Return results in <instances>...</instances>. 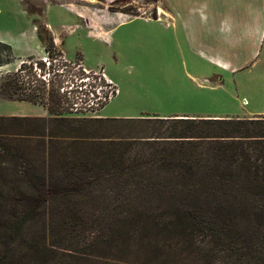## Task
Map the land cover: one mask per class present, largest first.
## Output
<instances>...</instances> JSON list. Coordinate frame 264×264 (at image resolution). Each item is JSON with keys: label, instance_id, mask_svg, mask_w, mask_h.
I'll return each instance as SVG.
<instances>
[{"label": "trees", "instance_id": "obj_1", "mask_svg": "<svg viewBox=\"0 0 264 264\" xmlns=\"http://www.w3.org/2000/svg\"><path fill=\"white\" fill-rule=\"evenodd\" d=\"M38 37L47 52L54 48L51 34ZM11 62V46L0 41V66ZM0 93L33 103L42 99L36 88L26 93L9 77L0 83ZM148 120L171 125L131 133L133 124ZM76 123L69 128L78 134L63 133L62 139L84 144L86 154L67 155L56 171L45 166L38 181L30 169L21 173L28 181L10 180L13 208L24 206L9 219L11 234L20 236L39 211L47 224L56 212L62 214L58 225L76 244L84 242L82 228L88 226V242L107 249L123 244L126 255L136 254L142 264H166L182 256L201 264H264L262 115H147ZM42 250L46 257L48 251ZM0 264L17 263L0 255Z\"/></svg>", "mask_w": 264, "mask_h": 264}, {"label": "rangeland", "instance_id": "obj_2", "mask_svg": "<svg viewBox=\"0 0 264 264\" xmlns=\"http://www.w3.org/2000/svg\"><path fill=\"white\" fill-rule=\"evenodd\" d=\"M157 11H160L157 21L160 26L154 23ZM169 12L163 0H0V35L14 43L7 42L13 48V62L0 66V83L9 77L24 87L26 93L36 88L42 96L41 102L36 103L45 111L44 116L27 117L30 119L0 118V167H4L0 176V255L8 262L143 263L134 253L127 256L123 244H114L107 249L101 242L94 245L88 242L91 233L88 226L82 228L85 237L80 239L84 242L76 244L75 238L69 237L57 223L61 213L55 212L52 222L47 224L39 211L33 221L22 227L20 236L10 233L11 215L24 211V206H12L13 181L10 180L28 181L21 173L30 169L34 175L32 179L38 181L45 166L56 171L67 155L86 154L88 148L84 144H71V139H62L63 133L78 134L69 128L77 127L76 121L147 115L235 118L253 117L247 114L264 111L263 56L255 60V66L237 72L215 68L190 51L181 37H174L171 29L165 28L172 27ZM90 16L103 23L105 28L127 18L133 19L104 34L100 32L101 28L90 24ZM147 18L151 20H144ZM33 25L37 35H58L67 59L54 44L50 52L17 60L27 51L21 33L29 34ZM112 33L113 42L110 41ZM43 59L49 62L48 68ZM23 62L26 67L21 68ZM81 62L89 68L88 72L82 66L78 67ZM101 67L115 82L118 94L95 117L73 116L68 109L67 91L77 94L79 79L92 81L96 77L94 71ZM64 119L71 121L62 123ZM168 125L171 122L166 120L136 122L131 133L142 135L152 128ZM45 248L49 253L46 257L42 255ZM166 264L201 263L182 256Z\"/></svg>", "mask_w": 264, "mask_h": 264}, {"label": "crops", "instance_id": "obj_3", "mask_svg": "<svg viewBox=\"0 0 264 264\" xmlns=\"http://www.w3.org/2000/svg\"><path fill=\"white\" fill-rule=\"evenodd\" d=\"M163 1L170 11L167 14L172 18V27L166 26L165 28L171 29L174 37H181L190 51L200 56L213 67L224 71L237 72L250 66H255V60L259 56L262 55L264 58V0ZM131 19L133 18L121 20L107 28L100 21H95L91 16L89 22L101 28L100 32L109 34L117 25ZM144 20L150 21L151 18ZM154 20V23L161 25L157 22V19ZM105 22H110V20ZM21 35L27 43V51L22 57H18L17 60H22L29 56H39L46 52L34 25L29 34L22 32ZM112 35L113 33L110 34L111 42H113ZM53 40L54 44L59 47L63 56L67 59L63 44L60 42L61 38L53 34ZM0 41L14 45L10 38L3 35H0ZM81 64L84 68L89 69L82 62ZM44 114V108L37 103L27 100L7 99L0 95V117H42ZM247 115L260 116L264 115V111L250 112ZM170 116L183 117L184 115ZM186 116L194 118L217 117Z\"/></svg>", "mask_w": 264, "mask_h": 264}, {"label": "built area", "instance_id": "obj_4", "mask_svg": "<svg viewBox=\"0 0 264 264\" xmlns=\"http://www.w3.org/2000/svg\"><path fill=\"white\" fill-rule=\"evenodd\" d=\"M158 16L155 19H160V11H157ZM49 66V62L43 59ZM82 64L79 63L78 67ZM83 70L87 71L82 66ZM34 69H37L35 66ZM88 72V71H87ZM96 77L92 81L87 79H79V91L75 92L67 91L68 109L69 113L77 117H95L98 112L104 107L106 103L112 100L118 94V87L115 82L108 77L103 67L94 71ZM46 80V78L43 76ZM75 79V83H76ZM85 82V83H84ZM77 83V84H78ZM83 83V84H82ZM78 87V86H77ZM62 90V88H61Z\"/></svg>", "mask_w": 264, "mask_h": 264}]
</instances>
